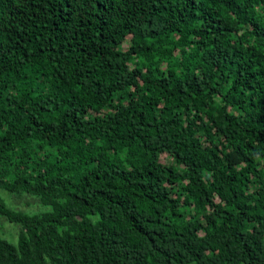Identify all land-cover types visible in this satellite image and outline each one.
<instances>
[{"label":"trees","instance_id":"16d2710c","mask_svg":"<svg viewBox=\"0 0 264 264\" xmlns=\"http://www.w3.org/2000/svg\"><path fill=\"white\" fill-rule=\"evenodd\" d=\"M0 264H264V0H0Z\"/></svg>","mask_w":264,"mask_h":264},{"label":"rangeland","instance_id":"374dc122","mask_svg":"<svg viewBox=\"0 0 264 264\" xmlns=\"http://www.w3.org/2000/svg\"><path fill=\"white\" fill-rule=\"evenodd\" d=\"M21 202H22L21 199H15L14 204L18 206V205H20ZM29 207H30V209H34V208H36V206H34V205H31V206H29ZM21 208L24 209V210L27 209V207H21Z\"/></svg>","mask_w":264,"mask_h":264}]
</instances>
